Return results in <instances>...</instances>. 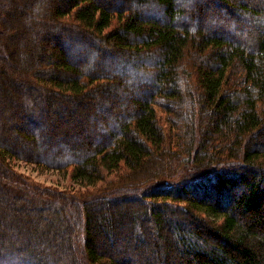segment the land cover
Segmentation results:
<instances>
[{
    "label": "trees",
    "instance_id": "obj_1",
    "mask_svg": "<svg viewBox=\"0 0 264 264\" xmlns=\"http://www.w3.org/2000/svg\"><path fill=\"white\" fill-rule=\"evenodd\" d=\"M0 264H264V0H0Z\"/></svg>",
    "mask_w": 264,
    "mask_h": 264
},
{
    "label": "rangeland",
    "instance_id": "obj_2",
    "mask_svg": "<svg viewBox=\"0 0 264 264\" xmlns=\"http://www.w3.org/2000/svg\"><path fill=\"white\" fill-rule=\"evenodd\" d=\"M216 14L220 15V12L219 13H213V14L207 16L206 17V20H207L206 24L208 23V20L210 18H212V16H215ZM96 111H97L96 107L91 110V112H93V113H96ZM97 112L99 113L100 111H97ZM159 115H161V114H159ZM75 120H76V118L73 119V121H75ZM109 121H110V119H109ZM81 124H88L89 130L93 129L94 132H96V130H97L95 128L96 120L90 121L88 119V121H81ZM87 132L89 133V131H87ZM105 133L104 134L96 133V135L98 134L101 137L100 140H104L105 135L107 136L109 134V132L105 131ZM82 135H83V133L76 134L77 138L73 137L74 138L73 140L74 141L80 140L82 138ZM57 151L62 153L64 151V148H59V150H57ZM8 166H9L8 169H10V171L12 173H16L17 175H20L23 179H28L35 184L53 187V188H57L60 190H68V191H72V193L76 192L77 190L83 191V190L87 189V187L83 186L84 185L83 182L73 181L70 179L69 174H68L70 169L43 168V167L38 166V164L25 162V161H22L19 159L18 160H11L10 164H8ZM142 258L143 257H140V259H142Z\"/></svg>",
    "mask_w": 264,
    "mask_h": 264
}]
</instances>
